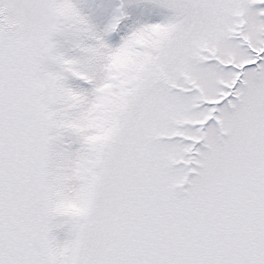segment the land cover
<instances>
[{"label": "snow or ice", "instance_id": "6c2138e0", "mask_svg": "<svg viewBox=\"0 0 264 264\" xmlns=\"http://www.w3.org/2000/svg\"><path fill=\"white\" fill-rule=\"evenodd\" d=\"M0 264H264V0H0Z\"/></svg>", "mask_w": 264, "mask_h": 264}]
</instances>
